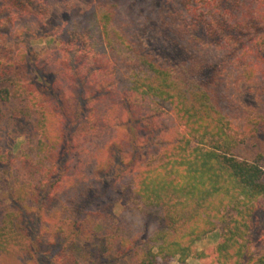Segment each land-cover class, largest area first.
<instances>
[{"label": "trees", "instance_id": "16d2710c", "mask_svg": "<svg viewBox=\"0 0 264 264\" xmlns=\"http://www.w3.org/2000/svg\"><path fill=\"white\" fill-rule=\"evenodd\" d=\"M68 1L0 0V127L27 138L18 153L14 137L0 147V253L188 264L209 256L195 243L219 229L203 264H264V242H252L264 169L240 146L264 139V0H99L36 58L28 37ZM247 91L256 106L242 105Z\"/></svg>", "mask_w": 264, "mask_h": 264}, {"label": "rangeland", "instance_id": "374dc122", "mask_svg": "<svg viewBox=\"0 0 264 264\" xmlns=\"http://www.w3.org/2000/svg\"><path fill=\"white\" fill-rule=\"evenodd\" d=\"M99 0H69L68 6L63 4H57L52 6L48 15L46 16L45 23L48 25V29L45 33H41L38 35H30L28 38L30 39L29 49H31V53L36 55V58L43 55V53L49 47H55L57 45L56 35L61 32L65 24L70 20L73 12L81 13L89 9ZM138 0H132L130 2V8L135 9L136 7L140 6L137 2ZM143 8L141 7L139 11H142ZM1 35H4L5 29H0ZM140 37H142L147 43L149 47H153L154 50H161L165 56L169 58V60H175L178 58V49L174 47V44L170 40H165L161 37H157L151 31L140 29L138 31ZM27 38V39H28ZM37 60V59H36ZM35 60V61H36ZM208 71H203L199 76L200 79L206 78L208 75ZM239 99L243 106H256L257 105V98L256 96L247 91L242 92L239 95ZM19 128V126H17ZM5 127H0V147L5 149L11 144V139L15 141V152H20V146L26 145V137L22 131L17 129L11 131V128L8 129ZM13 129V128H12ZM240 146L244 149L246 154L250 157H258L260 161V165L264 169V139L261 136L253 135L246 137ZM152 153V151H150ZM128 195L123 197L122 201H119L115 207L113 208V217L117 216L121 211L122 203L127 198ZM10 206L9 200L6 196L0 195V218L2 217L3 213L7 210ZM220 240V230L216 229L209 234L205 235L202 239L195 243V247L198 250L205 251L209 256L203 259L197 258H189L187 260L188 264H203L209 263L210 258H213V249L216 244ZM252 242L253 248L261 249L263 247L264 242V208L262 210H257L254 214V221L252 224ZM124 261H119V264H122ZM0 264H23L22 257L17 254H5L4 252L0 253ZM126 264H131L126 262ZM169 264H178L175 261L170 262Z\"/></svg>", "mask_w": 264, "mask_h": 264}]
</instances>
